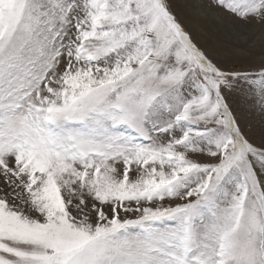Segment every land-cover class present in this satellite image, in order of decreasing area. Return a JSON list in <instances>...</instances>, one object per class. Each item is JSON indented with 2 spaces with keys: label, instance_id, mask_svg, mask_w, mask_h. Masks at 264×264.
I'll return each instance as SVG.
<instances>
[{
  "label": "snow or ice",
  "instance_id": "6c2138e0",
  "mask_svg": "<svg viewBox=\"0 0 264 264\" xmlns=\"http://www.w3.org/2000/svg\"><path fill=\"white\" fill-rule=\"evenodd\" d=\"M0 264H264V52L181 0H0Z\"/></svg>",
  "mask_w": 264,
  "mask_h": 264
},
{
  "label": "bare ground",
  "instance_id": "6f19581e",
  "mask_svg": "<svg viewBox=\"0 0 264 264\" xmlns=\"http://www.w3.org/2000/svg\"><path fill=\"white\" fill-rule=\"evenodd\" d=\"M187 2L193 4V0H187ZM183 3H184V0L181 1V7L184 10L185 8L183 7ZM199 4H201V3H199ZM187 9L190 13V15L188 17L191 16L193 18V20L192 19L189 20L190 22L196 23L197 26H203L204 28L212 31L215 34V36L217 37L218 46L222 52L221 53L222 59L225 58V54H223V52L226 51V49H229V50L234 49V52L230 51V54H229V57H231L233 60H237V59L238 60H245V52H247L249 50H255L256 52H262V50H259L258 43L256 44V43H254V41H252L251 37L253 36V32H252V34H249L250 32H248V31L243 32L242 30H239L237 32L228 31L222 27H217L216 22H215L213 17H211V16L202 17L199 14H198V16L195 14L196 16H194V14L191 11L192 9H189V8H187ZM193 11H194V9H193ZM261 33H263V32H261ZM261 36H262V34H261ZM224 42H225V44H227V48H225L226 45L224 44ZM256 45H258L257 48L254 47Z\"/></svg>",
  "mask_w": 264,
  "mask_h": 264
},
{
  "label": "rangeland",
  "instance_id": "374dc122",
  "mask_svg": "<svg viewBox=\"0 0 264 264\" xmlns=\"http://www.w3.org/2000/svg\"><path fill=\"white\" fill-rule=\"evenodd\" d=\"M181 1H183V0H181ZM203 1V2H202ZM199 3H203V4H206V3H208V0H193V4L195 5V4H199ZM181 10H182V12H183V15H184V17H186L188 20H190V19H192L193 20V18L190 16V17H188L189 15H190V13H189V11H188V9L187 8H185L184 10L182 9V7H181ZM188 11V12H187ZM192 11V13L194 14V16H198V13L197 12H195V10L193 11V9L191 10ZM190 11V12H191ZM189 13V14H188ZM196 14V15H195ZM196 24V23H195ZM243 32H245V30H242ZM248 32H250L249 34H252V32H253V36L251 37L252 38V41H254V43H258V45H259V50H262V52H264V29H262L259 25H254L253 26V29L252 30H248ZM261 32H263V33H261ZM261 34H262V36H261ZM254 37V38H253ZM262 37V38H261ZM258 38V39H257ZM255 39V40H254ZM235 40V39H234ZM224 44H225V42H224ZM226 45V47L225 48H227V44H225ZM258 45H256V46H254L255 48H257L258 47ZM224 48V49H225ZM231 49V48H230ZM223 51V50H222ZM230 51L231 52H234V49H232V50H229V49H226V51H224L223 52V54H225V60H232V61H234L236 64H237V66H240L241 64H243V63H245V60H233L231 57H229V54H230ZM222 53V52H221ZM246 53V52H245ZM257 53H261V52H257Z\"/></svg>",
  "mask_w": 264,
  "mask_h": 264
}]
</instances>
